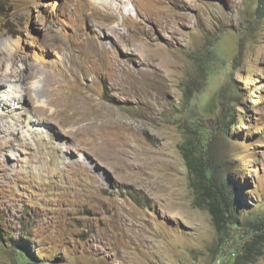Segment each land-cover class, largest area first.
Returning <instances> with one entry per match:
<instances>
[{
  "label": "rangeland",
  "instance_id": "obj_1",
  "mask_svg": "<svg viewBox=\"0 0 264 264\" xmlns=\"http://www.w3.org/2000/svg\"><path fill=\"white\" fill-rule=\"evenodd\" d=\"M82 1L0 0V84L42 90L0 89V264H264V0H121L122 42ZM187 144L238 187L223 233Z\"/></svg>",
  "mask_w": 264,
  "mask_h": 264
},
{
  "label": "trees",
  "instance_id": "obj_2",
  "mask_svg": "<svg viewBox=\"0 0 264 264\" xmlns=\"http://www.w3.org/2000/svg\"><path fill=\"white\" fill-rule=\"evenodd\" d=\"M260 8L264 9V3H261ZM194 149V144L182 147L190 187L197 196L195 206L207 210L217 231L223 233L227 224L236 223L234 209L237 208L234 204L237 199L238 187L233 184L229 176L218 178L219 173H227L224 166L204 161L200 155L195 154ZM217 179H219V183H217ZM23 247V251L27 255L28 251L25 246Z\"/></svg>",
  "mask_w": 264,
  "mask_h": 264
},
{
  "label": "bare ground",
  "instance_id": "obj_3",
  "mask_svg": "<svg viewBox=\"0 0 264 264\" xmlns=\"http://www.w3.org/2000/svg\"><path fill=\"white\" fill-rule=\"evenodd\" d=\"M90 1L92 2V7L93 6L96 7V9H97V11L101 17L100 22L103 24V26L110 29L112 35L116 36L120 40V42H122L120 32L118 33L117 28L113 27L112 24L114 21H116L118 19L119 15H123L124 17H129V14H130L129 10H127L125 7L126 2H122L121 0H90ZM85 2H86V5H88L87 0H83L81 2V4H83ZM80 11L81 10L78 11V9H77L76 15L80 16ZM116 12H118V13H116ZM111 22H112V24H111ZM103 44L104 43H100V42L96 43V41H95L93 49H91L89 52L86 53L87 58H89V59L94 58L95 60H101L103 53H106V54L111 53L112 51L109 50V48L103 46ZM145 45H144V47H145ZM137 50H139V49H137ZM142 54H143V52H142ZM24 70H26V71L28 70L29 73L27 74L26 71H24ZM13 73H15V70L13 71ZM15 74H17V72ZM4 75L5 74H3V76ZM5 76H7V75H5ZM36 76H37L36 71H34L32 69L25 68L23 70H19V75L17 77L15 76V78H11V76H10V79L1 83L0 89L5 88V87H9V84L12 82V80H16L13 83L14 84L13 90H15V89L17 90V88H19V85H21L22 87H26V90L24 91V93L22 95H20V96H9L6 100H2L1 104L6 108H8L9 106H12V105L16 106V105L22 103V101L28 95L33 96L34 99L40 100L42 90L37 88V84H36V86L35 85L33 86L36 89H33V87H29L30 81L34 80L36 78ZM9 88H11V86ZM33 92H35L34 95H32ZM99 140H101V139H99ZM105 143L107 144L108 141ZM100 144H101V142H100ZM102 160L105 161L107 159L102 157Z\"/></svg>",
  "mask_w": 264,
  "mask_h": 264
}]
</instances>
